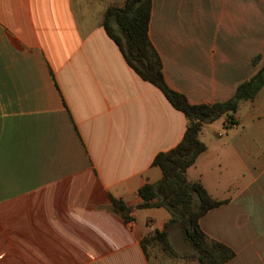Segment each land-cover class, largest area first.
Returning a JSON list of instances; mask_svg holds the SVG:
<instances>
[{"label":"crops","instance_id":"obj_1","mask_svg":"<svg viewBox=\"0 0 264 264\" xmlns=\"http://www.w3.org/2000/svg\"><path fill=\"white\" fill-rule=\"evenodd\" d=\"M124 3L0 0V264H152L141 241L170 213L139 191L188 120L108 36ZM149 36L173 90L225 102L264 64V0H153ZM231 115L203 126L186 177L223 203L200 226L226 264H264V87Z\"/></svg>","mask_w":264,"mask_h":264},{"label":"trees","instance_id":"obj_2","mask_svg":"<svg viewBox=\"0 0 264 264\" xmlns=\"http://www.w3.org/2000/svg\"><path fill=\"white\" fill-rule=\"evenodd\" d=\"M153 0H125L122 8H110L104 27L108 36L120 48L130 67L146 82L158 88L171 105L182 112L188 125L182 141L173 149L159 153L153 165L162 170V179L146 184L139 191L142 202L139 209L163 207L170 213V221L162 231L144 237L141 246L148 248L157 242L170 256H178L170 240L169 228L177 224L184 239L190 244V256L199 264H226L236 256L233 249L222 242L210 239L200 226V220L210 210L223 203L213 200L200 182H190L186 177L198 157L206 150L199 139L204 125L213 123L223 115L234 121L242 100H254L264 87V64L257 74L242 83L233 98L215 104L192 105L182 93L173 90L166 82L163 63L149 36ZM260 57L254 59V64ZM114 205L126 222L133 221L131 210L121 200Z\"/></svg>","mask_w":264,"mask_h":264},{"label":"rangeland","instance_id":"obj_3","mask_svg":"<svg viewBox=\"0 0 264 264\" xmlns=\"http://www.w3.org/2000/svg\"><path fill=\"white\" fill-rule=\"evenodd\" d=\"M245 114L246 106H242L241 116L244 120ZM170 240L178 256H170L162 249L159 243L154 242L148 248V255L150 256L152 264H199L196 259H193L190 256H186L190 255L194 251L191 248L190 244L184 239L177 224L173 225L170 228Z\"/></svg>","mask_w":264,"mask_h":264}]
</instances>
